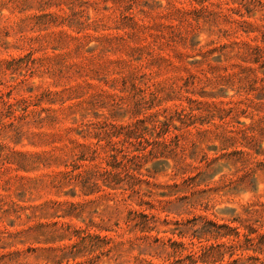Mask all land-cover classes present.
Instances as JSON below:
<instances>
[{
  "label": "rangeland",
  "instance_id": "374dc122",
  "mask_svg": "<svg viewBox=\"0 0 264 264\" xmlns=\"http://www.w3.org/2000/svg\"><path fill=\"white\" fill-rule=\"evenodd\" d=\"M0 264H264V0H0Z\"/></svg>",
  "mask_w": 264,
  "mask_h": 264
}]
</instances>
